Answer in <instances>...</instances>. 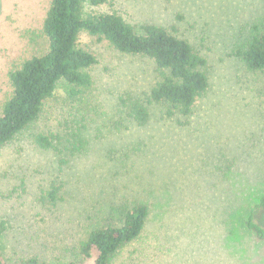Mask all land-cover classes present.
Masks as SVG:
<instances>
[{"label": "rangeland", "instance_id": "rangeland-1", "mask_svg": "<svg viewBox=\"0 0 264 264\" xmlns=\"http://www.w3.org/2000/svg\"><path fill=\"white\" fill-rule=\"evenodd\" d=\"M50 2L0 0V115L10 72L47 51ZM83 11L115 12L135 28L155 24L187 40L206 60L208 88L179 121L154 104L143 127L121 120L120 99L146 100L155 66L80 32L78 47L95 57L91 86L69 98L58 84L38 118L0 148L1 259L90 264L76 251L86 231L140 201L148 236L112 264H264V240L245 227L251 214L264 227V70L235 56L263 28L264 0H108ZM37 134L57 135V149L36 146ZM53 186L54 203L45 196Z\"/></svg>", "mask_w": 264, "mask_h": 264}, {"label": "trees", "instance_id": "trees-1", "mask_svg": "<svg viewBox=\"0 0 264 264\" xmlns=\"http://www.w3.org/2000/svg\"><path fill=\"white\" fill-rule=\"evenodd\" d=\"M85 2L92 8H99L108 0H51L42 25L47 51L25 60L9 74L12 94L0 115V148L38 118L43 102L53 95L58 84H64L69 98L79 97L91 86L87 69L95 63V57L78 47V35L82 31L107 41L120 53L145 57L155 66L157 80L146 94V100L120 99L121 120L143 127L149 117L148 105L154 104L162 108L165 118L179 121L191 114L197 98L208 88L204 70L206 60L187 40L155 24L135 28L115 12L85 14ZM262 27H254L253 33L235 53L250 71L264 70V25ZM58 139L53 134H37L34 143L42 149L56 150L54 142ZM45 196L54 203L58 200V188L53 186ZM257 208L264 212V194ZM110 212L112 219L94 224L77 244V253L90 260V264H112L123 248L148 236L149 207L145 203H122ZM245 227L264 240V227L252 214L247 217ZM4 230L5 223L1 221L0 237ZM142 243L144 245L145 240ZM0 264H6L1 259V251ZM20 264L43 263L29 258L21 260Z\"/></svg>", "mask_w": 264, "mask_h": 264}]
</instances>
